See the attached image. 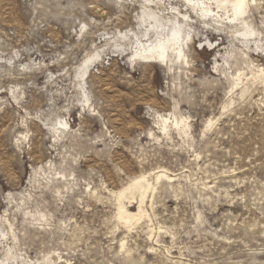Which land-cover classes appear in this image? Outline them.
<instances>
[{"label":"rangeland","instance_id":"obj_1","mask_svg":"<svg viewBox=\"0 0 264 264\" xmlns=\"http://www.w3.org/2000/svg\"><path fill=\"white\" fill-rule=\"evenodd\" d=\"M256 1L168 70L132 59L143 0H0V264H264Z\"/></svg>","mask_w":264,"mask_h":264},{"label":"bare ground","instance_id":"obj_2","mask_svg":"<svg viewBox=\"0 0 264 264\" xmlns=\"http://www.w3.org/2000/svg\"><path fill=\"white\" fill-rule=\"evenodd\" d=\"M255 1L256 0H174V2L172 1L168 5L169 9L166 8V14L170 16L165 17L162 13L153 12L149 8H161L162 6L164 8L165 1L143 0L145 3L144 6L147 7L144 9L147 13V19L143 21V24L146 23V26L142 35L139 37L135 34L134 37L132 36V38L135 39L134 42L129 43L131 44L130 51L132 59L144 63L163 65L168 70H171L178 64L186 65L187 58L184 49L185 46L188 47V41H193V36L190 33L193 20H211L220 24L222 20H226L227 23L239 22L243 27L247 28L246 14H248L253 3L259 2ZM180 3H182L181 5L184 10H180V8L177 7V4ZM90 61L91 59L87 58L80 64L83 75L86 73ZM157 118L160 119V123L164 128L167 119L163 118L161 115H157ZM172 123L176 127H179L183 121L173 118ZM64 126H67L66 122ZM10 226L8 233L14 238ZM8 233L5 234L0 232V236L4 237Z\"/></svg>","mask_w":264,"mask_h":264}]
</instances>
